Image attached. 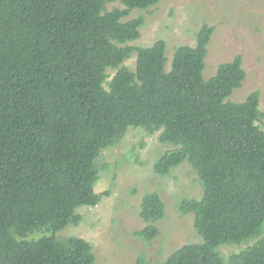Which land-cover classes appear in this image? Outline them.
Here are the masks:
<instances>
[{"label": "trees", "instance_id": "trees-1", "mask_svg": "<svg viewBox=\"0 0 264 264\" xmlns=\"http://www.w3.org/2000/svg\"><path fill=\"white\" fill-rule=\"evenodd\" d=\"M115 1L0 0V264H95L89 240L57 233L82 222L77 208L110 194L95 191L97 161L131 126L160 131V142L170 144L157 173L187 161L204 188L201 198L179 204L194 214L202 240L181 245L163 264H264L260 92L228 99L247 76L242 55L205 79L215 31L205 23L196 45L178 46L167 70L166 41L129 44L141 37L145 17L124 20L161 0H120L123 7L109 10ZM134 51L131 70L124 61ZM140 215L147 224L135 234L152 241L165 216L159 192L143 197ZM40 230L50 234L28 238ZM254 237L228 258L218 250Z\"/></svg>", "mask_w": 264, "mask_h": 264}, {"label": "rangeland", "instance_id": "rangeland-1", "mask_svg": "<svg viewBox=\"0 0 264 264\" xmlns=\"http://www.w3.org/2000/svg\"><path fill=\"white\" fill-rule=\"evenodd\" d=\"M116 6L123 4L120 0L107 4L109 10ZM140 15L145 17L141 37L129 44L146 47L164 39L167 70L178 46H195L203 24L214 26L203 76L212 77L220 63L241 54L247 76L228 99L240 102L258 90L263 113L258 124L264 128V0H161L147 9H133L124 20ZM136 60L134 51L124 64L135 70ZM114 72L109 69L110 74ZM159 134L160 131L149 134L140 126H131L122 141L104 149L97 161L101 171L95 191L110 190V194L96 206L77 208L82 222L71 223L57 233L61 238L77 235L89 240L96 254L95 264H138L140 258L144 264H163L181 245L202 240L194 225V214H183L179 209L182 198H201L202 182L187 161L169 174L155 171L156 160L170 147L160 142ZM105 165L108 167L103 168ZM152 191L161 194L165 216L157 222L159 235L147 241L135 232L147 224L140 215L141 204ZM261 231L263 236L264 224ZM45 234L50 232L35 231L28 238ZM256 240L254 237L241 244L221 245L218 250L228 258Z\"/></svg>", "mask_w": 264, "mask_h": 264}]
</instances>
